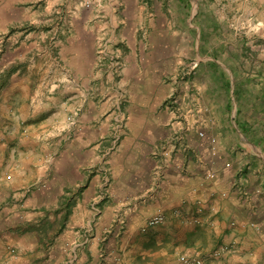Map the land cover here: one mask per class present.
<instances>
[{
    "label": "crops",
    "instance_id": "1",
    "mask_svg": "<svg viewBox=\"0 0 264 264\" xmlns=\"http://www.w3.org/2000/svg\"><path fill=\"white\" fill-rule=\"evenodd\" d=\"M36 1L0 0V36L15 25L36 22L30 17L42 8ZM178 3L184 10L185 3ZM103 28L107 26H99L100 33ZM88 29L85 23L82 31L68 37L75 46L70 62L79 61L78 46L91 43ZM144 41L137 36L134 40L119 37L121 49L104 56L105 62L92 77L93 98L87 96L88 90L79 89L67 70L72 82L62 88L72 91L75 99L69 105L75 117L70 125L56 124L59 109L55 108L52 130L39 127L29 133L31 127L22 124L28 118L35 122L46 111L40 107L39 94L25 104L23 89L2 86L0 264H104L95 239L86 238L73 247L60 241L82 237V231L73 229L78 210L87 208L80 226L81 220L84 224L91 217L88 208L96 188L109 180H113L112 194L109 200L95 201L100 204V217L94 225L87 222L84 235L99 237L108 231L129 237L113 252L118 264H185L184 257L203 264H264V94L248 107L252 113L246 116L241 90L227 86L215 72L208 75L212 78L208 99L194 81L188 93L185 82L188 91L182 104L174 106L176 89L170 86L167 104L161 108L156 86L163 84V58L156 56L151 39ZM2 73L4 77L5 69ZM224 93L227 101L220 100ZM244 94L248 96L247 91ZM124 118L113 146L112 121ZM200 130H207L205 137L199 136ZM212 137L219 142L216 156L211 153ZM167 140H171V158L165 163L153 155L161 153V141ZM148 160L158 163L164 174L162 184H156L155 178L146 184ZM210 170L216 174L207 179ZM40 183L44 184L40 189L31 185ZM118 212H133L126 227L118 224ZM158 213L165 215V222L147 226ZM62 221L65 226L58 232Z\"/></svg>",
    "mask_w": 264,
    "mask_h": 264
},
{
    "label": "rangeland",
    "instance_id": "2",
    "mask_svg": "<svg viewBox=\"0 0 264 264\" xmlns=\"http://www.w3.org/2000/svg\"><path fill=\"white\" fill-rule=\"evenodd\" d=\"M47 1H36L37 6L42 5L40 11L30 16L36 22L31 25H15L0 36V76L4 75L3 69L6 72L4 77H0V91L2 86H10L11 91L23 89L25 104L30 102L29 97L39 94L40 107L46 108V111L36 117L35 122L28 118L22 124V127H31L29 133L33 134L39 127L49 131L56 124L62 127L61 124L70 125L74 122L75 117L69 105H73L75 99L71 96L72 91L62 88L72 82L67 70L71 71V76L73 75L74 80L81 86L79 89L88 90L87 96L93 98L96 94L90 89L94 86L92 77L99 71L100 64L105 62L104 56L111 57L115 49H121L118 39L123 35L132 40L137 36L139 42L146 38L149 42L151 39L156 56L163 58V84L160 88L156 86V97H161L157 102L161 108L167 104L166 95L170 86L176 89L174 106L178 108L182 104L184 94L188 91L184 88L185 82L189 85L188 93L192 92L194 81L198 87L197 91L208 99V79L212 80L208 75L216 74L215 72L219 73L227 86L233 84L236 90H241L240 96L243 98L246 116L252 113L248 107L258 102L256 100L259 94H264V0H180L185 3L184 10L178 0H165L169 6L163 5V0H58L51 5ZM85 23L91 32V43L78 46L81 57L79 61L72 63L70 56L75 46L71 45L68 37L82 31ZM99 26L107 28H103L100 33ZM33 32L36 36H30ZM195 40L199 43L196 44ZM70 64L78 68L75 66L71 69L73 67H70ZM33 82L36 86H33ZM46 82H52L49 88L42 86V83ZM54 85L57 86L55 90ZM244 91L248 92V96ZM220 96L221 101L223 98L227 101L226 93ZM79 101H83L81 96ZM55 108L59 109L56 124L51 120L52 110ZM110 113L108 110L105 116L109 118ZM125 123V118L118 123L112 121L113 127L116 128L112 130L113 146L121 136L119 132L123 130ZM59 137L60 135L52 138ZM168 141H161V153L153 155L156 160L161 159L166 163L167 158H171V140ZM110 147L112 145L107 146ZM147 168L149 172L146 184L154 183V178L156 184H162L164 174L158 168V163L148 160ZM112 181L109 180L108 184L96 188L93 193L94 198L88 208L92 211L90 219L88 215L84 224L81 220L79 226L78 222L83 218V214H87L85 207L78 210L77 218L74 217L73 229L75 232L82 231V237L71 236L60 241V244L73 247L86 238L95 239L98 245L100 244V256L104 259V264L120 263L119 258H113V252L116 247L121 248L130 240L129 237L108 231L99 237L84 235L89 228L87 222L90 220L91 225H94L100 217V204L95 201L101 198L107 200L112 194ZM31 185L40 189L44 184ZM76 193L77 191L74 194L71 192L72 195ZM132 213H116L118 224L126 227ZM53 214L50 212L51 216ZM64 215L65 213L62 216ZM64 226L63 221L58 222V232H61ZM185 258L188 257L182 258L183 263Z\"/></svg>",
    "mask_w": 264,
    "mask_h": 264
},
{
    "label": "built area",
    "instance_id": "3",
    "mask_svg": "<svg viewBox=\"0 0 264 264\" xmlns=\"http://www.w3.org/2000/svg\"><path fill=\"white\" fill-rule=\"evenodd\" d=\"M199 136L201 138L206 136V132L204 131H199ZM211 153L213 156H216L218 153V147H219V142L216 137L211 138ZM228 167H231V164L228 163ZM215 171L210 170L209 173L207 174V179H212L215 177ZM165 215L164 214H157L153 217H151L148 221V226L149 227H155L158 225H161L165 222ZM185 264H203L201 260H196V259H190V258H185L184 259Z\"/></svg>",
    "mask_w": 264,
    "mask_h": 264
}]
</instances>
